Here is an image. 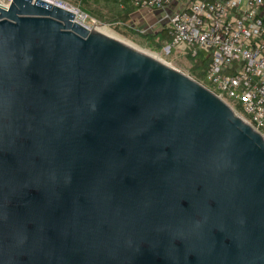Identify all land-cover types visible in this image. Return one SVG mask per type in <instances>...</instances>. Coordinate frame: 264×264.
<instances>
[{
    "label": "water",
    "instance_id": "1",
    "mask_svg": "<svg viewBox=\"0 0 264 264\" xmlns=\"http://www.w3.org/2000/svg\"><path fill=\"white\" fill-rule=\"evenodd\" d=\"M0 264H264V136L70 7L0 0Z\"/></svg>",
    "mask_w": 264,
    "mask_h": 264
},
{
    "label": "built area",
    "instance_id": "2",
    "mask_svg": "<svg viewBox=\"0 0 264 264\" xmlns=\"http://www.w3.org/2000/svg\"><path fill=\"white\" fill-rule=\"evenodd\" d=\"M132 1L165 10L167 48L196 60L202 52L207 59L203 84L239 108L264 136V0Z\"/></svg>",
    "mask_w": 264,
    "mask_h": 264
},
{
    "label": "rangeland",
    "instance_id": "3",
    "mask_svg": "<svg viewBox=\"0 0 264 264\" xmlns=\"http://www.w3.org/2000/svg\"><path fill=\"white\" fill-rule=\"evenodd\" d=\"M54 1H60L63 4H66V6L68 7H74V9L81 11V9L78 7L79 5L71 2L70 0H54ZM183 1L186 2L188 0H183ZM81 15L82 14H79L78 19L83 21L89 27L91 28L100 27L101 29H105L106 31L112 33L115 36H118L119 38L126 40L127 42L131 43L132 45L138 48L144 49L148 52L158 55L169 64L173 65L174 67L178 68L184 73L196 78L192 72L194 64L191 58L184 55H180L177 52L173 51L172 49L169 50L167 48L168 40L165 43H163L160 49H156V50L151 49L150 47L146 46L143 43V37L140 35L141 32L151 31V30L155 32L161 30L164 27H167L168 18L165 16V10L153 9L151 7H139V9H136V11H134L129 16V18L125 20L127 23H132L134 29H136L135 31L138 32V33L132 32V34H126L122 32L113 24H110V22H106L100 19L97 20L90 16L84 18L83 15L82 16Z\"/></svg>",
    "mask_w": 264,
    "mask_h": 264
},
{
    "label": "trees",
    "instance_id": "4",
    "mask_svg": "<svg viewBox=\"0 0 264 264\" xmlns=\"http://www.w3.org/2000/svg\"><path fill=\"white\" fill-rule=\"evenodd\" d=\"M79 5L82 12L87 13L90 17L110 22L115 27L126 34H132L135 31L132 23H127L125 20L139 9L132 0H70ZM123 27H122V26ZM140 35L143 37V43L153 50L160 49L167 40H169L168 28L164 27L159 31H144ZM193 61V74L197 80H203L205 77V69L207 66V59L201 52L199 58ZM238 111L242 112L239 108Z\"/></svg>",
    "mask_w": 264,
    "mask_h": 264
},
{
    "label": "bare ground",
    "instance_id": "5",
    "mask_svg": "<svg viewBox=\"0 0 264 264\" xmlns=\"http://www.w3.org/2000/svg\"><path fill=\"white\" fill-rule=\"evenodd\" d=\"M93 29H97V30H99V31H102V32L108 34V35H111V36H114V37L119 38L118 36H115V35H113L112 33L106 31L105 29H101L100 27H94ZM119 39H122V38H119ZM122 40H124V39H122ZM125 41H126V40H125ZM128 43H129V42H128ZM130 44H131V43H130ZM135 47H136V46H135ZM137 48H138V47H137ZM139 49H141V48H139ZM142 50H144V49H142ZM144 51H146V50H144ZM146 52H148V51H146ZM148 53H150V54H152V55H154V56H157L158 58L162 59L161 57H159L158 55H156V54H154V53H151V52H148ZM162 60H164V59H162Z\"/></svg>",
    "mask_w": 264,
    "mask_h": 264
}]
</instances>
